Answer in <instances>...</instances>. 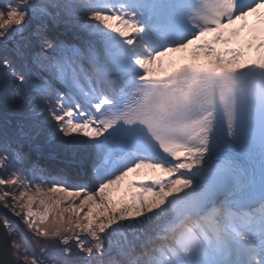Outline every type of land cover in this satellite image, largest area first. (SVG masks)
I'll return each mask as SVG.
<instances>
[{
  "label": "snow or ice",
  "instance_id": "1",
  "mask_svg": "<svg viewBox=\"0 0 264 264\" xmlns=\"http://www.w3.org/2000/svg\"><path fill=\"white\" fill-rule=\"evenodd\" d=\"M0 69L12 264H264V0H0Z\"/></svg>",
  "mask_w": 264,
  "mask_h": 264
},
{
  "label": "trees",
  "instance_id": "2",
  "mask_svg": "<svg viewBox=\"0 0 264 264\" xmlns=\"http://www.w3.org/2000/svg\"><path fill=\"white\" fill-rule=\"evenodd\" d=\"M2 69H0V132H3L2 122H3V116L6 112H11L14 107H16V103H14L12 95H11V86L6 83V81L3 78L2 75ZM42 163L45 164V166L50 167L52 169L58 168V167H64L59 162L53 160L50 157L44 156L42 159ZM19 209H17L18 211ZM0 211L2 213L3 218H7L9 221H11L14 225L18 226L20 230L26 232V226L22 222L20 216H15L11 211H9L7 208H4L0 202ZM11 239H17L19 240V237L15 235V230H13ZM16 258H18L16 256Z\"/></svg>",
  "mask_w": 264,
  "mask_h": 264
},
{
  "label": "water",
  "instance_id": "3",
  "mask_svg": "<svg viewBox=\"0 0 264 264\" xmlns=\"http://www.w3.org/2000/svg\"><path fill=\"white\" fill-rule=\"evenodd\" d=\"M47 155L56 156L54 153H45L44 156ZM0 218H3L1 211ZM10 240L11 236H9L8 230L4 227L3 223L0 222V262H7V264H12V262L17 259L15 251L10 245Z\"/></svg>",
  "mask_w": 264,
  "mask_h": 264
},
{
  "label": "rangeland",
  "instance_id": "4",
  "mask_svg": "<svg viewBox=\"0 0 264 264\" xmlns=\"http://www.w3.org/2000/svg\"><path fill=\"white\" fill-rule=\"evenodd\" d=\"M163 59H164V68L163 69H158V73L157 74H160L163 71L170 70V68L168 67V64H166V61L168 60V57H164ZM54 158H56V160H60V164H62L65 167L66 161L63 158L58 157V156H54ZM0 187H2V186H0ZM64 200H65V197L62 194L61 195V207H67L68 206V203H65ZM0 202H1L2 206H3L4 201H0ZM8 203L11 204V200H9ZM33 209H34V211H43V206H40L38 201H37V203H34ZM65 215H68V214L66 213ZM49 219H51V214H49Z\"/></svg>",
  "mask_w": 264,
  "mask_h": 264
},
{
  "label": "bare ground",
  "instance_id": "5",
  "mask_svg": "<svg viewBox=\"0 0 264 264\" xmlns=\"http://www.w3.org/2000/svg\"><path fill=\"white\" fill-rule=\"evenodd\" d=\"M179 55H181V54L180 53L173 54V56H175V57H178ZM250 55H255V52L253 51L252 53H250ZM166 64H167V61H166Z\"/></svg>",
  "mask_w": 264,
  "mask_h": 264
}]
</instances>
